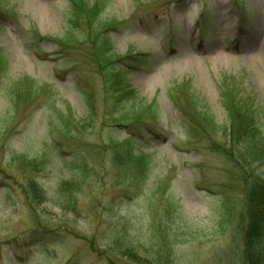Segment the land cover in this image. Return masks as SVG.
<instances>
[{
    "label": "rangeland",
    "instance_id": "obj_1",
    "mask_svg": "<svg viewBox=\"0 0 264 264\" xmlns=\"http://www.w3.org/2000/svg\"><path fill=\"white\" fill-rule=\"evenodd\" d=\"M244 112L264 0H0V264H241Z\"/></svg>",
    "mask_w": 264,
    "mask_h": 264
},
{
    "label": "trees",
    "instance_id": "obj_2",
    "mask_svg": "<svg viewBox=\"0 0 264 264\" xmlns=\"http://www.w3.org/2000/svg\"><path fill=\"white\" fill-rule=\"evenodd\" d=\"M239 103L242 104V101ZM245 113L240 114L239 121L229 127L231 156L227 153L230 159H235V154L240 155L248 172L245 180L249 182V190L244 195L246 206L240 213V223L245 224V227L243 252L239 254V261L241 264H264V177L259 178L255 170H252L253 166L259 169L264 165V134L258 138L256 132H251L252 129L246 124H250L251 118ZM28 186L36 199L41 197L42 193L31 182Z\"/></svg>",
    "mask_w": 264,
    "mask_h": 264
}]
</instances>
